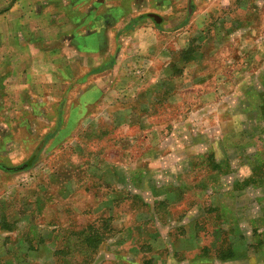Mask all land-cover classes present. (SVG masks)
Instances as JSON below:
<instances>
[{
    "label": "rangeland",
    "instance_id": "rangeland-1",
    "mask_svg": "<svg viewBox=\"0 0 264 264\" xmlns=\"http://www.w3.org/2000/svg\"><path fill=\"white\" fill-rule=\"evenodd\" d=\"M234 1L187 32L145 37L161 52L138 82L142 49L122 37L129 20L114 22L110 53L127 49L116 83L127 85L104 75L101 99H80L81 86L60 108L51 85L21 93L17 69L19 92L0 93V264H264V0ZM68 8L0 0V77L72 47Z\"/></svg>",
    "mask_w": 264,
    "mask_h": 264
},
{
    "label": "crops",
    "instance_id": "crops-1",
    "mask_svg": "<svg viewBox=\"0 0 264 264\" xmlns=\"http://www.w3.org/2000/svg\"><path fill=\"white\" fill-rule=\"evenodd\" d=\"M61 1L64 7H69L66 11V15H63L69 23L64 25L67 29L64 27L63 29L65 30L62 32L66 33L69 37L72 36V47H66L62 51H58L59 48L56 49L57 55L53 59L55 63H47V66L50 65L48 68H51L52 71H44L47 67L44 63L45 59H37V57L32 58L34 63L31 62L30 65L24 63V67L17 62L15 64L12 60L13 63H9V69L11 70L9 76L0 77V79L2 78L0 80V93L6 90L9 91L10 95L19 92L17 86L23 84H20L21 77L17 69L23 68L26 71V77H22V79H27V82L25 86L23 85L22 88H20L22 89L21 93H26L27 89L33 85L37 86L36 89H38L42 95H45L48 93L49 85H51L52 88H56L57 91H59V94L62 93L63 98L60 102V108H62L69 96H71V94L73 95V92L79 91L80 93L78 92V95H81V86L88 88L86 91L83 89V97H79L80 99L86 101L93 99V95H90L91 92H98L100 93V99L102 97L104 98V93L106 94L110 90L106 86L111 83L104 82V78H106L104 75L110 76L114 73L113 71H115L112 77L115 79L116 83L118 82L116 76H118L120 80L123 73L122 70L126 68L125 64H121V61L126 57L125 54L127 55L125 46L122 50L117 48L116 52L110 53V49H112L110 42L112 34L110 31L115 26L114 22L129 20V24L121 33L123 35L122 37H125V39L127 38L125 41L130 38L129 45H131L130 42L133 41L136 42L133 47L142 49L140 50L141 52H139V57H142L141 60L144 61L136 67V76H138L136 78L138 82V78L140 79L138 69L147 67L149 70L153 71L156 65L155 61L157 59L155 61L146 60L145 57L148 58L150 54L153 56V53L161 52L159 49L161 46L160 39L156 41V45L145 46V37L152 36L154 39H157L158 37H162L161 32H171V34L174 35L181 31L187 32L196 21L204 25V23L209 20L210 14H208V8L217 11L219 7L224 9L226 5L235 2L234 0H151L149 7V5L145 3V0H124L122 2L123 4L121 3L112 7V4L107 6L106 0L100 1L99 3H97L98 1L96 0ZM82 1H87V5L93 4L92 10L91 7H88V12H86L85 15L84 13L80 14L81 9L77 8L80 4L78 2ZM98 4H106L104 13L100 15L96 12V5ZM68 5L71 6V9ZM71 10L73 11L72 20L70 14H68ZM10 13L14 14L13 16H16V18H21L17 16L23 14L18 15L14 13L13 10H11ZM82 21H84L83 23H89L90 29L85 32H81ZM92 21L94 23L91 26ZM98 21L103 23L106 22L108 25H106L105 29H97ZM72 25H74V28L71 33H68ZM69 37H62L60 40L64 42V40ZM118 37L119 34L116 33L114 37L115 40L116 38L118 39ZM96 39L98 40L96 41V46L91 45ZM67 42L70 41L67 40ZM65 55H67V58H65ZM38 60H41V62H38ZM145 63H147V66ZM40 65H45V68L38 69ZM50 76L56 84H53V80L48 82ZM29 77L33 79H29ZM116 85L123 86L127 84H120L119 82L116 83ZM44 88L46 90H44ZM31 98L42 100L45 96H36L35 98L30 96L29 99ZM61 115L62 111L59 113L60 117Z\"/></svg>",
    "mask_w": 264,
    "mask_h": 264
},
{
    "label": "trees",
    "instance_id": "trees-1",
    "mask_svg": "<svg viewBox=\"0 0 264 264\" xmlns=\"http://www.w3.org/2000/svg\"><path fill=\"white\" fill-rule=\"evenodd\" d=\"M264 106V105H263ZM209 158V157H208ZM210 159V158H209ZM209 163H210V167L212 168L213 166H212V163H213V160H209L208 161ZM215 168H216V166H214ZM7 227H10V225L9 226H7ZM10 229V228H9ZM11 230H12V227H11ZM98 233H100L101 231H99V230H96ZM96 231H92V232H90L88 235H86L85 236V239H84V243L83 244H85L88 248H89V250L91 251V253L95 250V247H99V244L100 243H98L97 245H93L92 244V241H97V232ZM34 241H32V243H33ZM34 244V243H33ZM97 247V248H98ZM61 253V252H60ZM64 254V253H63Z\"/></svg>",
    "mask_w": 264,
    "mask_h": 264
},
{
    "label": "water",
    "instance_id": "water-1",
    "mask_svg": "<svg viewBox=\"0 0 264 264\" xmlns=\"http://www.w3.org/2000/svg\"><path fill=\"white\" fill-rule=\"evenodd\" d=\"M31 162L26 164L25 166H22L21 168H16V169H13L14 172H17V171H20V170H24L25 168H28L31 166Z\"/></svg>",
    "mask_w": 264,
    "mask_h": 264
}]
</instances>
